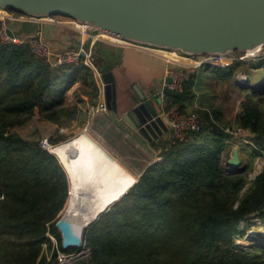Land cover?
<instances>
[{
	"label": "trees",
	"instance_id": "trees-1",
	"mask_svg": "<svg viewBox=\"0 0 264 264\" xmlns=\"http://www.w3.org/2000/svg\"><path fill=\"white\" fill-rule=\"evenodd\" d=\"M105 61L111 62L98 43L92 62L100 68ZM240 64L245 61L221 69L201 67L203 72L190 74L181 92L166 95L168 108L197 114L200 131L183 142L153 146L160 159L84 230L88 255L74 264H264L263 238H251L245 248L235 244L244 236L237 230L240 221L253 214L264 218V168L249 180L254 159L264 152V82L249 89L250 80L242 89L247 98L233 126L251 133L254 146H240V154L249 158H241L237 168L222 159L235 142L225 133L233 126L199 99L196 86L207 72L223 82L235 80ZM248 65L262 67L264 58ZM76 84L93 103L97 88L88 67L52 70L28 45L0 42V264H57L55 253L47 261L52 249L48 231L60 251L77 250H63L55 228L68 201L65 170L54 154L15 131L35 118L69 127L81 116L76 106H66Z\"/></svg>",
	"mask_w": 264,
	"mask_h": 264
},
{
	"label": "water",
	"instance_id": "water-1",
	"mask_svg": "<svg viewBox=\"0 0 264 264\" xmlns=\"http://www.w3.org/2000/svg\"><path fill=\"white\" fill-rule=\"evenodd\" d=\"M0 8L35 20L54 16L67 18L91 28L94 33L187 57L230 56L264 48V0H0ZM5 32L10 38L34 36L38 33V24L34 20H9ZM112 68L111 64H106L100 69L108 110L114 114L120 107L127 110L123 119L152 146L162 136L167 137L169 122L151 101L145 100L137 87H134L135 96L126 93V97L117 102ZM171 80L170 76L164 80L165 95L174 94L167 87ZM249 81L244 71L236 77L238 84L247 85ZM158 102L157 96L154 103ZM226 164L230 168L239 166L236 150ZM112 204L89 214L81 210L74 222L62 218L63 207L55 222L62 249L79 248L84 230Z\"/></svg>",
	"mask_w": 264,
	"mask_h": 264
},
{
	"label": "crops",
	"instance_id": "crops-1",
	"mask_svg": "<svg viewBox=\"0 0 264 264\" xmlns=\"http://www.w3.org/2000/svg\"><path fill=\"white\" fill-rule=\"evenodd\" d=\"M1 17L3 18L4 16ZM34 22L38 24L37 34L54 53L78 51L86 49L91 44V41L86 40L85 38L86 28L79 26L76 23H73L74 26H72V23H51L47 19H36ZM75 26H78L81 30H77ZM80 32L84 34L83 37ZM93 39L100 40L94 41L91 50L93 51L94 47L98 43L102 44V52L111 61L101 63V67H98L99 70L106 64H111L113 66L112 72L116 81L117 102L119 103L123 100V98L126 97V93L130 96H135L136 93L134 91V87H137L145 96V100L153 103L159 114L161 113V110L159 104L154 103V99L160 94L165 78L169 76L170 71H182L184 70L182 68L189 67L191 65L189 60H184L172 53L168 54L161 51L158 53L157 51L152 53L153 50L151 49L128 45L127 43L108 38L103 35L95 36ZM114 41L120 44L112 43ZM105 46L111 48L112 50H105ZM74 95L71 92L68 93L66 106H76L81 111V116H77V118L69 124L71 133L74 130L86 127V110L90 105L94 104V101L93 103L89 102L87 96L80 95V99H78L77 95L75 97ZM126 113L127 110L121 107L119 108L117 114H114L112 111H108L106 114L98 115L92 119L88 128L92 125V135L96 138H101L103 144L108 147H113V143L115 141L119 142L120 139L125 140V138H131L134 142L141 146L142 150L149 157V160L146 161V165L140 170L142 172L147 166L160 159V151L153 148L155 144H158L160 139L156 141L153 146L148 144L135 131H133L129 124L123 119ZM43 124L45 126H51L53 129L58 128L53 124L45 122H43ZM60 132L62 133V130ZM162 137L165 138L166 136ZM46 138H51V135L49 134ZM228 154L231 156L232 153Z\"/></svg>",
	"mask_w": 264,
	"mask_h": 264
},
{
	"label": "built area",
	"instance_id": "built-area-1",
	"mask_svg": "<svg viewBox=\"0 0 264 264\" xmlns=\"http://www.w3.org/2000/svg\"><path fill=\"white\" fill-rule=\"evenodd\" d=\"M7 16L0 19V42L4 44H17L22 45L26 44L28 45L31 53L38 58L44 60L47 65L52 69L56 70L60 67H67L72 65H78L83 64L84 66L88 67L92 71L94 83L97 88V94L94 100V104L90 105L86 110V116L88 118L87 124L90 125L92 119H94L96 116L101 114H106L109 110L106 106L105 102V84L102 80V75L100 73V70L95 64L92 62V50L91 47L95 40L100 39H93L95 36H97L99 33L92 32V29L89 27H86L85 29V38L86 40H90V48L81 49L78 51H64L60 53H54L52 52L49 47L41 40L40 36L38 34L34 36H26V37H13L10 38L6 35L5 29L6 25L8 24L9 20H21V21H33L35 19L28 18L26 16H18L13 13L7 12ZM54 17H49V21L51 23H55L53 20ZM57 23V22H56ZM81 33V36L83 37V33ZM133 46H137L134 44H130ZM262 50V49H261ZM259 50V51H261ZM169 53H173L175 56L180 57L184 60H190L192 63H194V68L197 67H211V68H225L229 66L228 64L233 63L235 60L239 61H245L249 56H246V54H238L234 53L230 56H220V55H204V56H198V57H187L184 55H181L176 52L168 51ZM258 53V52H257ZM251 55L250 57L259 56L258 54ZM238 55L237 57H235ZM184 70H178V71H170L169 76L171 77V83L167 86L169 90L172 92H181L183 89V84L188 80V71L185 70L187 67L182 68ZM192 72V71H189ZM160 99V110L161 113L165 116L167 121L170 125V133L167 136V141L171 144L175 142H183L187 139L188 135L190 133H197L201 129V123L199 121V118L195 112H188V113H181L177 107H167V99L166 95L161 90L160 94L158 95ZM193 108H197V105L194 104ZM225 133L228 134L236 143H244V145H248L253 147V135L249 133L248 131L238 128V127H232V128H226ZM40 147L44 150L51 151L50 147H52L47 139H44L40 142ZM264 168V152H262V155L260 157H257L254 161V167L253 172L249 175V180H253L255 176L261 173V171ZM263 220H261L256 214L250 215L247 221H240L237 227V230L239 232L244 231L243 238H238L239 240L242 239L243 243H240L235 240V244L245 248L249 244V240L251 238H258L261 237L264 239V226H262ZM256 224H261L259 231H256ZM47 239L51 242L52 249L51 254L47 255V261L50 260L51 255L53 253L56 254V261L57 264H74L77 260L84 258L88 255L87 249L82 246L81 254L77 255L75 253H65L59 250L56 244V240L54 236L48 231L46 233ZM45 249V246H44ZM85 252V253H84Z\"/></svg>",
	"mask_w": 264,
	"mask_h": 264
},
{
	"label": "rangeland",
	"instance_id": "rangeland-1",
	"mask_svg": "<svg viewBox=\"0 0 264 264\" xmlns=\"http://www.w3.org/2000/svg\"><path fill=\"white\" fill-rule=\"evenodd\" d=\"M9 15V14H8ZM54 22H64L71 24L74 26V22L71 21L70 19L59 17V16H54L53 18ZM74 23V24H73ZM79 25V24H78ZM76 27V26H75ZM86 27V26H85ZM77 30H81L78 26L76 27ZM101 34H98L99 36ZM112 43H117V42H112ZM120 44V43H117ZM126 45V44H125ZM90 48V45L87 47V50ZM105 50L111 51L112 49L105 46ZM115 50V49H113ZM156 51H152L154 53ZM159 51H157L158 53ZM161 53V52H160ZM164 53L169 52L165 51ZM173 54V53H172ZM259 56H254V57H248L245 60V64H240L238 71L236 72V77L241 74L242 71L245 72V75L250 78L251 84L249 86V89H252L253 87H257L261 85L264 82V65L257 66V65H248L252 64L256 58H264V48L257 53ZM254 55V54H251ZM92 56H93V51H92ZM236 55L235 57H237ZM191 62V65L187 67L188 74H193L197 73H202L203 70H201V67L194 68V63ZM232 62V61H231ZM230 62L231 65L232 63ZM192 71V72H189ZM198 88V93H199V99L202 98L204 99V102L210 104L213 108L221 112L222 115V121L225 123H229L231 126L234 124V118L236 114L239 112L241 108V104L246 100L247 93L245 92V89L242 90L245 85L240 83L238 84L235 80L231 79L229 81L223 82L220 79H218L215 74H212L211 72H207L205 74H200L198 79H197V84ZM72 93L74 97L77 95V98L80 99V95H84L82 93V90L80 88V85H74L68 93ZM67 93V95H68ZM85 96V95H84ZM203 101V100H202ZM159 107H160V99H159ZM198 106V105H197ZM86 120H88L86 116ZM90 125H86V127H82V129H77L74 130L72 133L70 132L71 129L69 127H64V128H51V126H45L43 123H40L37 121L35 118L32 122L28 123L26 126L16 129L15 131L18 132L23 138L27 139L31 143H39L44 139L49 140V144L52 146L50 147V150L53 151L58 146L65 145L67 143H71L72 141L78 139V137L87 134L89 135L92 139H94L100 146H102L106 152L109 155H113L112 157L115 158L119 163L124 166L131 174L134 175L138 179V177L141 174V168L146 165V161L149 160V157L147 154L142 150L141 146H139L136 142H134L131 138H125V140H119L115 141L112 146H107L104 145L101 138L99 137H94L91 133V127L88 128ZM234 127V126H233ZM67 128V129H66ZM62 130V133L60 132ZM51 135V138H46L48 135ZM103 135V134H102ZM104 137V136H103ZM107 137V136H105ZM166 138H159L160 140L158 141V145H162L163 143L166 142ZM58 140V141H57ZM51 141L55 143L54 145L51 144ZM244 145V143H236L234 142L232 147H227L223 151V161L224 164H226V161L229 159L230 154L232 153L233 150H236L238 152V155L240 156V159L243 158V161H247L249 158L247 154H240V146ZM232 148V149H231ZM228 154V155H227ZM227 155V156H226ZM58 157V156H57ZM59 158V157H58ZM158 161V160H157ZM255 161V159H254ZM154 163V162H153ZM148 167V166H147ZM136 179V180H137ZM65 207V206H64ZM262 226H264V221L261 223ZM261 224H256V231H259L258 229L260 228ZM262 239V238H261ZM237 241H241L242 239H238ZM82 244L79 248H76L75 254L80 255L81 250H82ZM46 250V248H45ZM87 252V250H86ZM48 252H45V254ZM85 253V252H84Z\"/></svg>",
	"mask_w": 264,
	"mask_h": 264
},
{
	"label": "bare ground",
	"instance_id": "bare-ground-1",
	"mask_svg": "<svg viewBox=\"0 0 264 264\" xmlns=\"http://www.w3.org/2000/svg\"><path fill=\"white\" fill-rule=\"evenodd\" d=\"M0 13L4 14V17L8 14L1 8ZM40 19L50 20L49 17L38 20ZM76 24L78 25V23ZM79 26L85 27L82 24ZM99 34L122 41L105 33ZM136 47L151 49L139 45ZM151 50L165 52L157 49ZM259 50L260 48L257 47L247 51L246 56L256 54ZM51 153L59 157L57 159L69 179L68 201L61 215L68 222L78 220V213L81 210L89 214L114 203L136 181L133 174L87 134L78 137L71 143L56 147L53 151L51 150ZM76 204L79 207L75 206Z\"/></svg>",
	"mask_w": 264,
	"mask_h": 264
}]
</instances>
